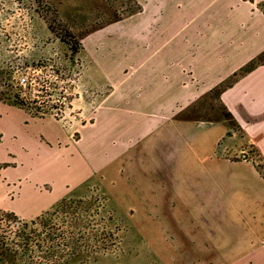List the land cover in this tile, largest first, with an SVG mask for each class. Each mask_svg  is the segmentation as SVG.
Returning a JSON list of instances; mask_svg holds the SVG:
<instances>
[{
    "label": "crops",
    "instance_id": "obj_1",
    "mask_svg": "<svg viewBox=\"0 0 264 264\" xmlns=\"http://www.w3.org/2000/svg\"><path fill=\"white\" fill-rule=\"evenodd\" d=\"M262 2L145 0L141 13L121 23L126 30L117 37L94 33L93 43L100 48L89 42L87 74L98 73L97 89L111 90L91 112L93 121L75 130L76 139L74 131L52 118H35L0 101V164L8 165L0 168V199L11 193L16 198L4 201L2 210L24 219L37 217L96 174H109L120 161L127 169L135 164L137 178L151 176L158 183L157 190L144 189V204L137 208L141 215L198 217L199 234L190 241L204 256L208 217L235 215L239 218L232 240L237 244L230 251L235 258L228 261L251 255L264 260V183L256 192L253 175L227 197L225 179L233 176H224L217 150L228 127L177 119L264 53ZM261 71L264 65L250 74ZM230 92H223L222 100L252 136L251 130L264 123V107L259 106L264 95L236 94L228 100ZM250 104L258 106L252 110ZM160 183H166V191Z\"/></svg>",
    "mask_w": 264,
    "mask_h": 264
},
{
    "label": "rangeland",
    "instance_id": "obj_2",
    "mask_svg": "<svg viewBox=\"0 0 264 264\" xmlns=\"http://www.w3.org/2000/svg\"><path fill=\"white\" fill-rule=\"evenodd\" d=\"M144 1L0 0V99L9 94V84L16 85L19 79L25 78L24 96L32 103L31 107L46 109L52 114L47 117L74 131V138H78L75 130L93 121L91 112L111 90L107 86L97 89L99 74H87L89 42H92L91 48H100L93 43L96 32H113L117 37L126 30L121 23L141 13ZM249 74L242 77L238 85L227 89L232 91L227 94L228 100L235 99L236 94L263 97L264 72ZM209 93L177 114V119L209 127L227 126L224 122L229 123L226 116L227 110L231 112L229 106L222 95L218 98ZM257 106L250 104L248 108ZM234 117L238 126L228 128L230 134L219 141L217 150L218 158L224 161V176H233L225 179L227 197L247 181L251 182L253 175L256 192L260 191V183H264V123L251 130L250 136ZM219 119L224 122H218ZM132 154L131 160L135 162V153ZM144 159L148 157L145 155ZM134 165L127 169L124 162L119 161L108 169L109 174L100 172L87 180L89 186H82L86 181L63 197L72 195L70 201L76 204L78 213L72 209L55 213L59 218L56 225L48 221L45 229L41 227L32 235L41 233L42 264H264L263 257L252 255L241 258L240 262L228 261L234 257L230 255L233 243L237 244L232 240L239 218L235 215L208 217L204 241L207 246L201 250L206 251V256H201L190 241L194 235L198 237V222H194L198 217L141 215L142 210L137 208L144 204V189L153 191L159 186L157 182L152 183L156 178L151 176L137 178ZM5 166L8 165L0 164V168ZM159 179L163 181L167 177ZM161 188L166 191V183H160ZM162 195L165 194L162 192ZM7 200L13 202L16 198L11 193L8 198L0 199V210ZM1 223L10 226L5 219ZM220 235L224 239L217 240ZM36 245L31 243V248Z\"/></svg>",
    "mask_w": 264,
    "mask_h": 264
},
{
    "label": "trees",
    "instance_id": "obj_3",
    "mask_svg": "<svg viewBox=\"0 0 264 264\" xmlns=\"http://www.w3.org/2000/svg\"><path fill=\"white\" fill-rule=\"evenodd\" d=\"M249 1L254 3V0ZM258 7L264 13V2L258 4ZM262 64H264V53L251 61L248 65H246L239 71L235 72L228 80L218 85L215 89L211 90L209 95L215 94L218 98H220L225 90L231 88L242 77L251 73ZM9 87V94H6L7 97L0 99V101L24 109L35 118H44L52 115L49 111H47L46 109L44 110L42 107H31L32 103L27 97L24 96L23 86L19 85V83L16 85L9 84ZM34 103H37V101H34ZM225 110L227 109L225 108ZM226 116L229 119V123L221 121V119H219L220 121L218 120V122H224L225 124H227L229 129L231 128V125L238 126L236 118L230 111L227 110ZM89 183L90 181H87L82 186H89ZM71 197L72 195L66 196L65 198L51 206L50 209L44 211L36 218L29 221L22 219L14 212L0 210V264H42V250H39V248H41V243L39 244V242H41V233L36 234V236L34 237H32V235L37 233V231H39V228L41 227L45 229L48 221H50L51 225H56V220H58L59 218H56L54 216L55 213L62 214V210L66 211L68 209H72L75 211V213H78V207L76 206V204H74L73 201H70ZM3 219L9 222V227L1 223ZM36 242L39 245H36ZM31 243H34L36 246L31 248ZM54 248L55 246L52 245L51 249ZM32 253H36L39 255L35 257L31 255ZM35 258L37 261H34Z\"/></svg>",
    "mask_w": 264,
    "mask_h": 264
},
{
    "label": "built area",
    "instance_id": "obj_4",
    "mask_svg": "<svg viewBox=\"0 0 264 264\" xmlns=\"http://www.w3.org/2000/svg\"><path fill=\"white\" fill-rule=\"evenodd\" d=\"M18 83L21 86H25L27 84V80L25 78H21V79H19V82Z\"/></svg>",
    "mask_w": 264,
    "mask_h": 264
}]
</instances>
